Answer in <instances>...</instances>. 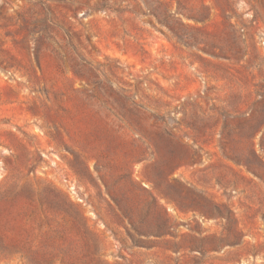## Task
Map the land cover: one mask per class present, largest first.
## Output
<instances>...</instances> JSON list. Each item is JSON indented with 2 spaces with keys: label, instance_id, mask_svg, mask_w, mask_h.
<instances>
[{
  "label": "rangeland",
  "instance_id": "1",
  "mask_svg": "<svg viewBox=\"0 0 264 264\" xmlns=\"http://www.w3.org/2000/svg\"><path fill=\"white\" fill-rule=\"evenodd\" d=\"M183 140L238 202L216 220ZM207 234L185 264H264V0H0V264H173Z\"/></svg>",
  "mask_w": 264,
  "mask_h": 264
},
{
  "label": "crops",
  "instance_id": "2",
  "mask_svg": "<svg viewBox=\"0 0 264 264\" xmlns=\"http://www.w3.org/2000/svg\"><path fill=\"white\" fill-rule=\"evenodd\" d=\"M182 144L183 150L181 154L178 152H174L173 154L174 167L182 165L184 169L196 172V175L202 178V180L203 178L206 179V181L203 182L206 188H203V184H200L199 189V192H206V195L201 197L198 201H195L194 207L204 210L203 214L207 219L216 220L220 218L218 217L219 209L236 207L238 202L236 200L223 201L215 197L216 194L222 193L221 184L217 181V160L212 158L208 161L203 160L200 154L203 148H194V146L186 140H183ZM197 151H199V153ZM166 244L167 252L172 254L171 259L173 264H185L184 259L188 257L187 255L191 257V251L194 247L201 248L203 256L208 257L216 252L221 245V241L217 239L216 235L207 234L204 240L199 239V241L194 244L190 236L186 237L182 235V238L173 237L167 239ZM179 254H182L183 258L179 257Z\"/></svg>",
  "mask_w": 264,
  "mask_h": 264
}]
</instances>
